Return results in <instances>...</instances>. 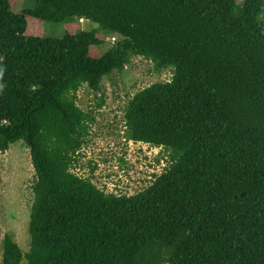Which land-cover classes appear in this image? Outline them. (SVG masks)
<instances>
[{
  "label": "trees",
  "instance_id": "trees-1",
  "mask_svg": "<svg viewBox=\"0 0 264 264\" xmlns=\"http://www.w3.org/2000/svg\"><path fill=\"white\" fill-rule=\"evenodd\" d=\"M27 16L97 26L43 37ZM135 56L172 69L124 112L168 164L119 194L73 171L94 122L77 93ZM18 140L35 174L30 246L6 234L1 264H264V0H0V150Z\"/></svg>",
  "mask_w": 264,
  "mask_h": 264
},
{
  "label": "rangeland",
  "instance_id": "rangeland-1",
  "mask_svg": "<svg viewBox=\"0 0 264 264\" xmlns=\"http://www.w3.org/2000/svg\"><path fill=\"white\" fill-rule=\"evenodd\" d=\"M14 11L34 8L36 0H11ZM243 0H239V3ZM29 35L63 38L68 31L79 33L97 24L76 17L54 22L27 16ZM105 42L95 48L105 52L113 36L100 33ZM172 69H157L152 60L135 56L123 72H113L103 80L102 90L95 92L86 85L77 93V103L94 116L89 135L73 166V171L107 192L134 194L146 187L154 174L168 164L163 148L131 139L124 120L128 101L134 94L158 81L171 79ZM102 97V98H101ZM34 169L29 148L23 140L0 150V264L6 234L25 252L30 246L28 224L34 200ZM22 264H26L24 261Z\"/></svg>",
  "mask_w": 264,
  "mask_h": 264
},
{
  "label": "built area",
  "instance_id": "built-area-1",
  "mask_svg": "<svg viewBox=\"0 0 264 264\" xmlns=\"http://www.w3.org/2000/svg\"><path fill=\"white\" fill-rule=\"evenodd\" d=\"M113 39H114V37H113Z\"/></svg>",
  "mask_w": 264,
  "mask_h": 264
}]
</instances>
